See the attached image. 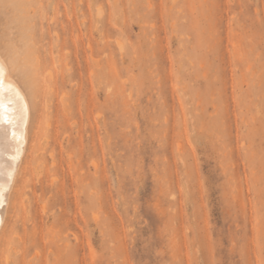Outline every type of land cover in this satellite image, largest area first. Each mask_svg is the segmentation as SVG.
I'll return each instance as SVG.
<instances>
[{
  "label": "rangeland",
  "instance_id": "1",
  "mask_svg": "<svg viewBox=\"0 0 264 264\" xmlns=\"http://www.w3.org/2000/svg\"><path fill=\"white\" fill-rule=\"evenodd\" d=\"M12 48L42 132L7 264H264V0H0Z\"/></svg>",
  "mask_w": 264,
  "mask_h": 264
},
{
  "label": "bare ground",
  "instance_id": "2",
  "mask_svg": "<svg viewBox=\"0 0 264 264\" xmlns=\"http://www.w3.org/2000/svg\"><path fill=\"white\" fill-rule=\"evenodd\" d=\"M87 46L94 63L98 64L99 60L95 58L91 38L87 41ZM2 51L0 49V264H7L14 233V224L11 223L12 219L8 218V214L11 206L16 207L17 204L21 206L23 201L21 176L29 153L40 148L42 120L38 121L37 130L32 134L31 97L14 76L16 69L24 71L30 90L37 95L41 84L35 64L31 66L26 60L28 58L15 48L11 49L10 54Z\"/></svg>",
  "mask_w": 264,
  "mask_h": 264
}]
</instances>
